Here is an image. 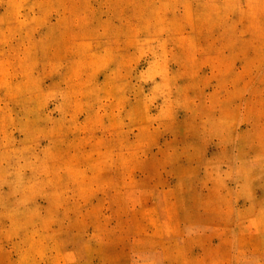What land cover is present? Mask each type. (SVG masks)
<instances>
[{
	"label": "rangeland",
	"instance_id": "obj_1",
	"mask_svg": "<svg viewBox=\"0 0 264 264\" xmlns=\"http://www.w3.org/2000/svg\"><path fill=\"white\" fill-rule=\"evenodd\" d=\"M0 264H264V0H0Z\"/></svg>",
	"mask_w": 264,
	"mask_h": 264
}]
</instances>
